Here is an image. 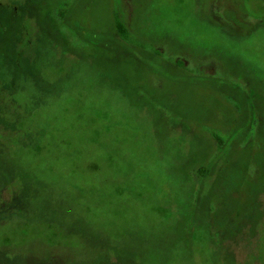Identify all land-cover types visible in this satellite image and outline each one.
I'll list each match as a JSON object with an SVG mask.
<instances>
[{"label":"rangeland","instance_id":"1","mask_svg":"<svg viewBox=\"0 0 264 264\" xmlns=\"http://www.w3.org/2000/svg\"><path fill=\"white\" fill-rule=\"evenodd\" d=\"M0 264H264V0H0Z\"/></svg>","mask_w":264,"mask_h":264},{"label":"trees","instance_id":"2","mask_svg":"<svg viewBox=\"0 0 264 264\" xmlns=\"http://www.w3.org/2000/svg\"><path fill=\"white\" fill-rule=\"evenodd\" d=\"M114 25H115V28H116L118 35L122 39H124L125 41H128L131 44H133L134 38L132 37V35H131V33H130L127 25H126V22H125V19H124L122 12H116L114 14ZM220 146H221V143H220ZM199 171H202V170H199Z\"/></svg>","mask_w":264,"mask_h":264}]
</instances>
